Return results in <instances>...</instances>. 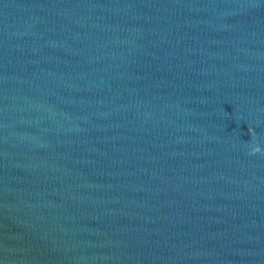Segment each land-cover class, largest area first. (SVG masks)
<instances>
[{
	"label": "water",
	"instance_id": "obj_1",
	"mask_svg": "<svg viewBox=\"0 0 264 264\" xmlns=\"http://www.w3.org/2000/svg\"><path fill=\"white\" fill-rule=\"evenodd\" d=\"M0 264H264V0H0Z\"/></svg>",
	"mask_w": 264,
	"mask_h": 264
},
{
	"label": "clouds",
	"instance_id": "obj_2",
	"mask_svg": "<svg viewBox=\"0 0 264 264\" xmlns=\"http://www.w3.org/2000/svg\"><path fill=\"white\" fill-rule=\"evenodd\" d=\"M253 129L251 128V126H248V132L252 133ZM262 149L255 143H253L250 148H249V152L250 153H257V152H261Z\"/></svg>",
	"mask_w": 264,
	"mask_h": 264
}]
</instances>
